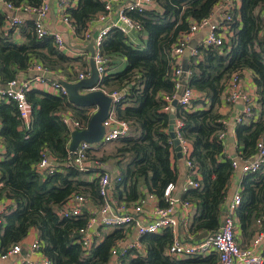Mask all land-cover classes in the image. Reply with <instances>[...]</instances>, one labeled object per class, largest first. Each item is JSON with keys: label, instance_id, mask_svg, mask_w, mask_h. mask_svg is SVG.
Segmentation results:
<instances>
[{"label": "trees", "instance_id": "trees-1", "mask_svg": "<svg viewBox=\"0 0 264 264\" xmlns=\"http://www.w3.org/2000/svg\"><path fill=\"white\" fill-rule=\"evenodd\" d=\"M14 5L40 4L41 0H9ZM219 0H154L156 7L129 16L141 25L145 36L135 47L116 28H111L101 43L100 52L107 58L110 70L117 57L126 60L122 70L109 73L100 80L107 92L125 90L114 112L117 118L129 122V133L111 143L93 149V161L115 160L120 179L114 181L113 194L118 201L133 202L143 195V187L156 195L164 205L163 190L168 183L178 181L173 164V144L168 133L169 105L177 94L174 69L177 67L171 50L179 35L187 31L191 20L210 15ZM104 6L101 0H77L67 8L76 34L80 35ZM0 15V85L16 79L39 62L69 82L79 71L78 57L59 51L52 37L37 38L32 19L21 27L22 43L2 31ZM234 35L228 45L204 47L197 45V54L185 61V84L201 97L192 100V108L177 105L174 116L180 123L177 132L189 143L190 159L199 176V187L191 188L181 199L194 208L185 227L180 226L188 240H199V234L216 232L223 220L224 202L234 172L231 156L225 153V142L219 139L224 131L220 112L221 95L232 74L242 76L250 70L255 85L256 118L237 123L234 136L240 150L236 154L249 159L255 154L257 141L264 137V0H240L233 12ZM185 60V59H183ZM85 72V71H84ZM30 106L28 125L19 115L12 100L0 99V198L11 205L0 215V253L21 242L31 229L38 235L39 252L51 264H110L111 253L128 234L123 227L102 231L87 253L78 242L79 229L86 225V209L78 216L63 217L58 210L72 194H82L93 207L103 199L97 177L89 180L90 171H80L67 164L71 127L62 120L70 111L83 128L91 115L89 108L75 106L65 95H55L38 89L25 92ZM102 148V149H101ZM47 149L56 162V171L46 176L36 172L41 152ZM116 173V172H115ZM241 204L237 208L238 231L247 242L256 231V220L264 217V165L255 173L246 174L241 183ZM102 230V228H99ZM191 236L193 239H190ZM174 233L170 228L140 236L141 249H128L117 258L118 264H217L215 252L206 256H169L167 247ZM264 256V252H263ZM264 264V263H263Z\"/></svg>", "mask_w": 264, "mask_h": 264}, {"label": "built area", "instance_id": "built-area-1", "mask_svg": "<svg viewBox=\"0 0 264 264\" xmlns=\"http://www.w3.org/2000/svg\"><path fill=\"white\" fill-rule=\"evenodd\" d=\"M58 7L60 19L66 23L70 29L76 34L72 20L66 14V9L75 7L77 0H55ZM104 10L98 14L91 23H100V27L93 32L88 27L82 33L83 40H93V60L96 71L99 75V81L109 74L107 66V58L100 52V46L104 38L107 36L111 28L118 29L133 46L138 47L134 34L143 36L141 25L138 21L129 16L131 11H144L155 8L154 0H101ZM240 0H219L213 7L209 16L200 20H191L187 31L182 32L173 46L171 53L175 57L177 67L174 69L175 88L179 93L178 104L185 108H192L191 102L201 95L186 84H182V80L186 81L188 75L187 70L182 68V59L185 49L189 46L192 38L196 37L200 32L205 34L201 38L199 44L204 47H221L228 45L234 35L233 12L238 9ZM50 6L47 0H41L38 5L21 3L14 5L9 0H0V15L3 17L2 31L5 36L13 35L19 32L20 27L24 24V19L19 16V12H23L28 16H35L33 21L34 32L37 38L45 36L52 37L54 46L61 52L66 54V43L63 33L59 30H49L45 27V20L49 16ZM197 54L196 48H190L188 57ZM36 75L24 82L16 79L9 81L6 85L8 88L0 86V99L5 101L12 100L19 109V115L26 125L30 119V106L26 99V90L33 83H47L50 85L55 95L67 96V90L58 82V78H51V74L56 76L54 71L49 70L39 62H34L29 68ZM58 75V74H57ZM89 75V71L79 72L75 81ZM57 77V76H56ZM74 81V82H75ZM241 77L237 73L231 75L226 81L221 95V102L233 106L241 103L242 108L237 116L229 122L225 117L222 119L224 131L219 134V139L226 141L227 136L234 133L237 123L248 121L255 118L256 94L248 90L240 91ZM256 89V88H255ZM113 103L108 116L103 120L102 124L105 128L104 134L99 142L88 143L80 142L76 151L68 157L67 164H73L80 171H90L91 174L99 180V194L103 202L98 207H93L89 203L87 197L82 194H72L63 206L58 210L60 216L71 217L80 215L84 209L88 211L89 217L85 226L79 229L78 242L87 253L99 237V228H115L123 227L129 231H134L136 237L128 240L126 243L120 241L117 247L111 251L113 258H119L128 249H141L139 242L141 235L145 233L159 232L164 228H170L174 233L171 244L167 247L166 253L169 256L182 257L186 255L206 256L211 252H215L218 257L217 264H263L264 263V228L255 232L253 237L246 245H241L238 241V220L237 208L241 204V180L246 174L257 172L264 165V137H261L256 144L255 154L249 158L242 160L237 154L231 156L232 167L234 171L238 170L242 174L237 189L233 192L225 206L221 227L216 232L207 233L199 240H188L178 232L180 226L185 227L188 218L191 215L194 205L188 200L181 199V195L191 188L199 187V176L196 168L190 159V146L181 135L177 132L180 123L175 121L174 131L175 137L179 140L181 146V155L184 158L187 167V175L185 179L179 183H168L163 190L164 205H159V201L153 193L144 191L143 195L133 202L118 201L113 194V185L115 180H119V172L112 174L102 167L99 161L89 159V152L98 149L107 143H111L129 133V122L116 117L114 108L120 103L125 95V90H114L107 92ZM62 120L69 125L71 129H82V123L77 120L70 111L62 114ZM229 126H233L231 129ZM3 153V146L0 141V156ZM230 156V155H227ZM36 172L42 176L54 173L56 171V162L49 154L47 149L41 152V158L35 166ZM93 177V178H95ZM149 206L148 208H145ZM5 211L4 203L0 198V215ZM1 224V217H0ZM257 226H264V217L256 220ZM39 241L35 239L30 248L32 251L39 252ZM21 242L12 245L5 253H0L1 261L11 256L18 255L21 251ZM40 253V252H39ZM41 254V253H40ZM42 255V254H41ZM9 264H21L12 261ZM35 264H51L50 259L42 255V259Z\"/></svg>", "mask_w": 264, "mask_h": 264}, {"label": "crops", "instance_id": "crops-1", "mask_svg": "<svg viewBox=\"0 0 264 264\" xmlns=\"http://www.w3.org/2000/svg\"><path fill=\"white\" fill-rule=\"evenodd\" d=\"M47 2L49 3L50 6V10H49V16L48 18L45 20V27L49 30H59L63 33V37L65 39V43H66V54L70 57H78L79 63H75V68L79 71H89L90 70V66H89V57H90V52H89V48H90V42L92 40H83L82 39V33L80 35L73 33V31L70 29V27L61 21L60 19V15H59V11H58V7L56 5V1L55 0H47ZM156 7V6H155ZM19 14V16H21L24 19V23L28 20V19H32V21H34L36 19L35 16H28L27 14L23 13V12H19L17 13ZM100 23H89V29H91L93 32H96V30L100 27ZM205 34L204 31L200 32L196 37H194L195 39H197L198 43L197 45H199V43L201 42V38L202 36ZM134 38L136 39V43L137 45H142V42L145 39V36L143 35L142 37H140V35L134 34L133 35ZM192 38V39H194ZM13 39L15 42L17 43H22L23 42V37L21 36V32H17L15 34H13ZM196 45V47H197ZM190 46V44H189ZM191 48H196V47H192ZM183 59L187 60L185 57H183ZM182 59V64H185L186 62H184V60ZM126 65V60L122 57H117L115 60V63L113 65V67L109 70V73L115 72L117 70H122ZM182 68H184V65L182 66ZM37 72L33 71V70H26V71H20L17 75V80L19 82H24L26 80H29L31 78H33L36 75ZM50 76H52L51 78L55 77L58 78L60 77V75L56 76L54 74H51ZM252 73L250 70H245L241 76V84L239 86V90L240 91H244V90H248L251 93L255 92V85L254 82L252 80ZM61 78L63 79V77L61 76ZM29 89H38V90H42V91H46L49 93H52V89L50 87L49 84L47 83H33ZM242 106L241 103L239 104H235L233 106H228L224 103L221 102L220 105V112L223 115V117H225L226 119L229 120L230 123H232V120L237 116L238 112L241 110ZM89 111L92 113L94 111V108H89ZM256 118V116H255ZM231 129L233 128V126H229ZM229 137H234L233 141L228 140ZM102 149V148H101ZM99 151H95L97 153L94 154H98L101 152L100 149H98ZM240 150V148L237 147L236 145V141H235V136L234 133H231L227 136L226 142H225V153L227 155L233 156L236 154V152H238ZM173 153H174V157H173V164L177 169V173H178V182L181 183L186 175H187V167L185 165L184 162V158L181 157H177L176 152L173 149ZM102 167L111 172L112 174H114L115 172L118 171V167H117V163L115 160H109V161H104L102 162ZM242 174L240 173V171L236 170L233 172L232 177H231V182L230 185L228 187V193L224 202V209L226 204L228 203L229 199L232 197L233 192L237 189L238 185H239V181L241 179ZM95 177V175L91 174L89 176V180H91V178ZM147 191L146 187H143V192ZM2 201L4 203V207L5 210L9 208V206L11 205V201L9 199H5L2 198ZM149 206L145 207L148 208ZM110 229V228H109ZM239 230V229H238ZM181 235H183V233H181ZM206 233L203 234H199L198 237H203L205 236ZM136 237L134 231H129V234L127 236V238L124 240V242L126 243L128 240L134 239ZM190 239H193L191 236H189ZM237 238L238 241L241 243V245H246L247 244V240L244 241L240 234L239 231L237 233ZM38 239V235L35 229H31L28 233V235L21 240V251L19 252L18 255L15 256H11L9 258H7L4 261H1V264H9L12 261H17L21 264H35L36 262L40 261L42 259V255L37 252V251H32L30 248V244L35 240ZM110 264H118L117 258H114V261L111 262Z\"/></svg>", "mask_w": 264, "mask_h": 264}, {"label": "water", "instance_id": "water-1", "mask_svg": "<svg viewBox=\"0 0 264 264\" xmlns=\"http://www.w3.org/2000/svg\"><path fill=\"white\" fill-rule=\"evenodd\" d=\"M190 46L186 47L184 57L188 58V53ZM90 57H89V75L79 79L75 82H69L65 79L58 78L65 89L67 90V98L70 103L79 107L94 108V111L91 113L85 128L82 129H73L70 133V139L68 142V150L71 153L76 151L79 143L84 141L88 143L99 142L104 134V126L102 124L103 120L108 116L111 108L113 107L111 97L106 94L100 88L99 75L96 71L95 63L93 60L94 48L93 40L90 42ZM186 60H184L185 62ZM187 70L186 68H183ZM182 84H185V81L182 80ZM1 86V85H0ZM8 88L7 85L2 86ZM179 93L171 100L169 105V126L168 133L172 138L173 149L176 152L177 157H181V146L179 140L175 137V108L178 105ZM242 106V105H241ZM228 140L233 141L234 137H229Z\"/></svg>", "mask_w": 264, "mask_h": 264}, {"label": "rangeland", "instance_id": "rangeland-1", "mask_svg": "<svg viewBox=\"0 0 264 264\" xmlns=\"http://www.w3.org/2000/svg\"><path fill=\"white\" fill-rule=\"evenodd\" d=\"M197 43H198V41H197V39H192L190 42H189V44H190V46H192V47H196V45H197ZM91 178V177H90ZM91 179H93V178H91ZM111 229V228H110ZM109 230V228H102V230H99V233L101 234V232L102 231H108Z\"/></svg>", "mask_w": 264, "mask_h": 264}]
</instances>
